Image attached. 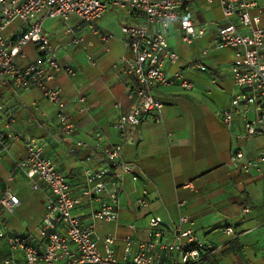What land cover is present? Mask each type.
Returning a JSON list of instances; mask_svg holds the SVG:
<instances>
[{"label": "crops", "instance_id": "1", "mask_svg": "<svg viewBox=\"0 0 264 264\" xmlns=\"http://www.w3.org/2000/svg\"><path fill=\"white\" fill-rule=\"evenodd\" d=\"M259 15L264 25V7ZM188 17L196 23L208 22L209 28L202 37L187 44L182 40L179 23H170L168 43L178 54V63L184 65L182 71L193 86L186 90L172 83L154 89V94L164 102L161 122L148 121L128 127L123 139L112 126L118 114L130 105L124 75L111 66L127 51L120 25L143 23L141 17L119 9L102 15L97 21L101 28L112 33L105 42L75 16L65 21L55 17L61 27L47 31L50 41L59 45L58 60L74 69L72 74L58 73L50 83L61 90L65 111L76 123L73 133L55 134L57 108L39 88L13 89L0 85L3 101L0 135L18 132L35 138L44 154L53 159L70 182L75 195L83 186L85 168L105 166L96 144L121 143V159L133 164L132 172L138 178L134 181L129 175L123 176L115 221L89 220L99 238V246L104 235L115 237L113 248L118 259L122 255L124 235L145 237L148 216L173 223L180 214H186L190 225L215 248L196 264H264V200L257 194L258 185H264V174L244 172L230 164L236 147L246 157L256 156L264 149V134L239 137L243 132V107L234 112L229 128L221 121L220 110L229 107L238 89L230 78L232 50L212 45L221 22L219 4L216 0L212 3L194 0ZM19 24L14 18L3 34H12ZM203 49H207L205 54L201 53ZM36 56L33 44L26 43L15 61L30 62ZM198 65L205 66V70H199ZM79 95L85 98L83 113L78 110L76 97ZM95 132L101 134L99 141ZM76 140L84 144L77 147ZM2 144L0 195L8 189L17 196L18 204L7 211L0 203V231L4 226L9 233L26 234L32 228L24 226V221H40L49 191L43 187L34 189L24 170L14 168L25 154L22 138H6ZM143 187L147 189L148 205L140 208L136 199ZM244 205L249 211L242 215ZM97 207L96 203H83L74 214L89 217ZM130 224L134 225L133 229ZM225 227H232L236 235H227L223 231ZM0 239L4 241L2 250L5 249L0 263L7 257L21 262V252L11 251L5 238L0 236ZM182 244L186 245V241L182 240Z\"/></svg>", "mask_w": 264, "mask_h": 264}, {"label": "built area", "instance_id": "2", "mask_svg": "<svg viewBox=\"0 0 264 264\" xmlns=\"http://www.w3.org/2000/svg\"><path fill=\"white\" fill-rule=\"evenodd\" d=\"M192 1L0 0V85L13 89L39 88L57 108L55 134L70 136L76 123L65 111L60 88L50 83L58 73L72 74L74 69L58 60L59 45L50 41L43 22L47 18L57 17L65 21L75 16L105 42L112 33L101 28L98 19L115 8L127 10L132 16L141 17L143 23L120 25L127 51L111 65L124 75L125 91L130 99L129 107L120 112L112 124L123 139L128 127L162 121L164 102L154 94L156 87L177 83L182 89L192 88L193 82L182 71L184 65L178 63V54L167 40L169 25L175 21L179 23L182 40L187 44L207 32L208 22L196 23L188 17ZM213 1L206 0L207 3ZM216 1L221 10V22L212 45L217 49L232 50L230 78L238 89L231 97L229 107L220 110L221 121L229 128L234 112L243 107V132L239 137L264 134V25L260 23L259 15L264 5L255 0ZM253 9L255 12L251 11ZM14 18L20 24L12 34L5 36L3 32ZM26 43L33 44L36 59L17 63L15 57L22 54ZM206 52L207 49L201 51L202 54ZM88 59L92 60V56ZM174 65L176 67L172 69ZM205 68L198 65L199 70ZM76 98L79 112H85L84 96ZM2 110L0 96V112ZM248 112L251 116L247 115ZM9 121H13L10 116ZM94 136L99 141L101 134L95 132ZM6 138H22L25 154L14 168L24 170L34 189L43 187L49 194L40 221L26 234L9 233L3 226L0 236L5 238L11 251L21 252V262L7 257L2 264H196L205 254L215 250L190 225L188 215L180 214L173 223L150 215L144 238L129 233L123 236L122 255L118 259L113 248L115 237L104 235L99 246V238L89 220L115 221L123 176L129 175L134 181L138 178L132 172L133 164L121 159V143L110 146L96 144L105 166L85 168L83 186L75 195L70 182L58 170L53 159L44 154L42 145L35 138L18 132L0 135V151ZM83 144L80 140L74 142L77 147ZM230 164L244 172L262 175L264 149L256 156L246 157L243 150L236 147L230 156ZM140 193L136 204L145 208L148 205L147 189L141 188ZM0 203L11 211L18 204V198L5 189L0 195ZM83 203H96L98 207L89 217L74 214V210ZM248 211L249 207L244 205L242 215ZM129 227L133 229L134 225ZM223 231L227 235H236L232 227H225Z\"/></svg>", "mask_w": 264, "mask_h": 264}, {"label": "rangeland", "instance_id": "3", "mask_svg": "<svg viewBox=\"0 0 264 264\" xmlns=\"http://www.w3.org/2000/svg\"><path fill=\"white\" fill-rule=\"evenodd\" d=\"M257 1H258L259 4L264 3V0H257ZM112 10L114 11V10H119V9L115 8V9H112ZM108 12H110V11H107L106 13H108ZM58 27H61V23L59 22V20L57 18H47L43 22V28L46 31H52V30L57 29ZM257 190H258L257 194H259L260 198L262 200H264V185H261V184L258 185ZM14 223L17 224L18 222L14 221ZM37 223H38V221H24V226H27L29 228H34V226ZM199 231H200V229H199ZM200 236L202 237L201 232H200ZM3 245H4V241L0 239V258L3 256V252L5 251V249L2 250Z\"/></svg>", "mask_w": 264, "mask_h": 264}, {"label": "trees", "instance_id": "4", "mask_svg": "<svg viewBox=\"0 0 264 264\" xmlns=\"http://www.w3.org/2000/svg\"><path fill=\"white\" fill-rule=\"evenodd\" d=\"M0 264H2V263H0Z\"/></svg>", "mask_w": 264, "mask_h": 264}]
</instances>
